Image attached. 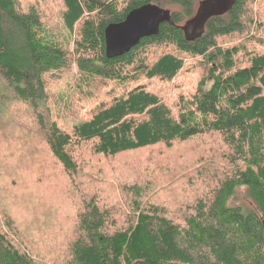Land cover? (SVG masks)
<instances>
[{"label":"trees","instance_id":"1","mask_svg":"<svg viewBox=\"0 0 264 264\" xmlns=\"http://www.w3.org/2000/svg\"><path fill=\"white\" fill-rule=\"evenodd\" d=\"M200 1L60 0L57 38L39 2L0 0V264H264V0L191 39ZM145 4L173 25L107 58ZM65 77L70 129L48 92Z\"/></svg>","mask_w":264,"mask_h":264},{"label":"water","instance_id":"2","mask_svg":"<svg viewBox=\"0 0 264 264\" xmlns=\"http://www.w3.org/2000/svg\"><path fill=\"white\" fill-rule=\"evenodd\" d=\"M237 0H202L195 14L181 26L186 36H201L208 19L230 10ZM173 25L170 12L151 4H145L127 13L124 20L105 30V55L113 58L127 53L142 38L157 35L163 23Z\"/></svg>","mask_w":264,"mask_h":264},{"label":"rangeland","instance_id":"3","mask_svg":"<svg viewBox=\"0 0 264 264\" xmlns=\"http://www.w3.org/2000/svg\"><path fill=\"white\" fill-rule=\"evenodd\" d=\"M21 2L23 5L39 2L40 3L39 7H42L45 12L44 22L46 23L48 28L53 32L54 36L57 38H60L61 36L65 35V30L63 28V25L60 19V12L62 10V5H61L60 0H21ZM73 73H75V70H73ZM74 78L75 77H65V79L55 82L53 85H51L48 88V92L51 95V101H50L51 110L55 118L59 122V125L64 127L65 129H70L74 123H76L77 121H80L81 118H83V111L78 107V105H81V101L78 100L77 103H74L72 92L69 89L70 86L73 84ZM13 147H12V150H13ZM8 151H9V148L7 150L6 155L8 154ZM167 153L170 154L169 152ZM133 172L134 171L132 170H128L124 173H126L129 177H131L133 175ZM79 180H82V179L79 178L74 183L76 184L77 182H79ZM0 182L1 183L3 182L2 178H0ZM72 184L73 183L69 184L68 188L69 189L72 188L71 190L75 191ZM7 192L17 193L14 189L9 188V187H7ZM82 193L85 194L84 190H82ZM6 200L8 199L6 198ZM14 200L18 202V200H16L15 198ZM236 202H241V198L236 200L234 203ZM5 215L7 214L5 213ZM0 221H1L0 222L1 228L4 231H7V227L4 221V212L1 209H0ZM19 234H20V238L23 241L27 242L28 247H31L33 249V246H31V243H29L27 238L18 229V236ZM21 239H19L18 237L19 241H22Z\"/></svg>","mask_w":264,"mask_h":264}]
</instances>
